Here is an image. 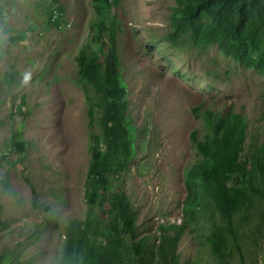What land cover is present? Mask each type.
<instances>
[{
  "label": "rangeland",
  "instance_id": "obj_1",
  "mask_svg": "<svg viewBox=\"0 0 264 264\" xmlns=\"http://www.w3.org/2000/svg\"><path fill=\"white\" fill-rule=\"evenodd\" d=\"M183 5L108 1L99 15L93 0H0V264H83L100 113L89 114L93 91L79 84L75 58L106 49L97 24L112 18L131 152L108 192L133 213L135 235L106 214L88 231V264H264V0H229L207 45L186 28L169 41ZM238 27L247 40L235 48ZM233 49L239 58L225 53ZM193 109L239 117L243 169L226 184L245 185L229 214L200 174L190 134L211 130Z\"/></svg>",
  "mask_w": 264,
  "mask_h": 264
},
{
  "label": "trees",
  "instance_id": "obj_2",
  "mask_svg": "<svg viewBox=\"0 0 264 264\" xmlns=\"http://www.w3.org/2000/svg\"><path fill=\"white\" fill-rule=\"evenodd\" d=\"M96 12L101 15V6L108 1L116 4L117 0H93ZM229 0H184L181 8V17L176 23V30L168 35L171 42L176 41L178 31L190 30L192 38L201 45L217 42L219 39L218 25L221 22L222 12L228 7ZM204 13L212 20L208 24L201 22L200 16ZM259 28L264 29V14H259ZM115 20L112 18L108 26L102 20L97 24L100 33L99 42L104 41L106 49L97 52L81 49L75 60L78 67L79 84L86 89L90 88L93 93L88 97L90 104L89 114L92 117L95 112H99L98 135H90V162L87 170V186L85 187V200L88 205L89 221L82 237L80 246L84 247L83 264H88L89 259L94 254L88 249L87 234L96 223L106 214L115 213L122 224V229L134 237L133 213L129 210L122 197H113L109 194L110 179L116 171L123 168L125 160L129 158L131 152V133L126 121L127 105L124 101L125 90L121 82V67L118 60L117 44L114 31L110 28ZM49 24L58 26V19ZM230 36L233 39L235 48L246 42L240 27L231 28ZM250 33L247 37H252ZM229 36V37H230ZM97 41V40H96ZM227 55L239 58V50L226 51ZM196 115H201L205 124L211 130L210 136H205L203 140L197 138V134L192 132L190 139L197 150L203 156L200 166V174L203 179L215 181L222 195L223 210L229 214L238 206V193L245 183L238 182L237 188L226 184L229 177L240 172L243 165L238 161L242 129L237 115L227 113L225 115H213L210 110H205L202 115L193 109ZM96 209V211L94 210ZM71 248L75 244L70 241ZM112 252L111 250L109 251ZM138 245L135 246V253L139 254ZM113 253V252H112ZM104 260V257H102ZM139 260V259H138ZM103 264H110L103 261Z\"/></svg>",
  "mask_w": 264,
  "mask_h": 264
},
{
  "label": "clouds",
  "instance_id": "obj_3",
  "mask_svg": "<svg viewBox=\"0 0 264 264\" xmlns=\"http://www.w3.org/2000/svg\"><path fill=\"white\" fill-rule=\"evenodd\" d=\"M55 12L56 11H53V13H54V15L52 14V16H51V21H54L57 17H58V15H55ZM57 14V13H56ZM58 19V18H57Z\"/></svg>",
  "mask_w": 264,
  "mask_h": 264
}]
</instances>
